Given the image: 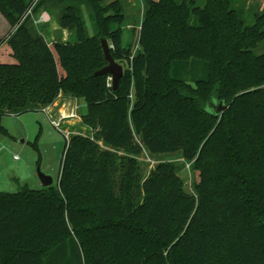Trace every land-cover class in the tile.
I'll return each instance as SVG.
<instances>
[{
    "label": "trees",
    "instance_id": "1",
    "mask_svg": "<svg viewBox=\"0 0 264 264\" xmlns=\"http://www.w3.org/2000/svg\"><path fill=\"white\" fill-rule=\"evenodd\" d=\"M34 2L0 0L17 62L0 63V118L63 93L87 103L92 135L70 138L53 186L0 192V264H264V12L249 26L232 0H142L125 40L122 0ZM43 5L75 39L29 27ZM102 39L127 66L116 91L95 75ZM144 149L192 163L195 195L173 162L144 178Z\"/></svg>",
    "mask_w": 264,
    "mask_h": 264
},
{
    "label": "rangeland",
    "instance_id": "2",
    "mask_svg": "<svg viewBox=\"0 0 264 264\" xmlns=\"http://www.w3.org/2000/svg\"><path fill=\"white\" fill-rule=\"evenodd\" d=\"M199 6L204 5V0H197ZM233 7L241 12L242 17L247 25H254V17L257 14L264 12V0H232ZM125 11L127 13V28L125 30V40L129 39L133 30H137L139 37V31L141 30V24L144 15V5L142 0H122ZM38 3L35 0L34 6ZM34 8V7H33ZM81 12H83L86 28L90 36L96 34V30L93 26V20L91 12L86 5H82ZM62 9L60 7H52L51 5H43L36 12H31V17L28 25L32 29L43 32L40 28L39 18L40 13H48L51 15L50 19L46 21L48 27L56 22L59 24ZM6 20V19H5ZM0 39L6 41L9 36L14 32L10 27L8 30L5 28L10 26L7 21V25L3 20H0ZM60 26V25H59ZM10 32V33H9ZM43 33H47L46 31ZM67 39H75L72 31L67 30ZM62 40L63 38L57 39ZM7 42V41H6ZM110 46L113 47L112 43ZM139 49L137 44L133 54ZM254 54L264 53V39L257 44V47L253 50ZM0 62L4 63H17L12 56V49L8 44H4L0 49ZM123 65L124 72L127 68ZM109 84H112V80H109ZM59 96L68 100L67 95L61 93ZM131 100L135 98V90L132 87ZM77 103L80 106L85 107L83 113L79 111L80 119H71L68 123H65L64 130L70 138L74 135H92V129L87 125L85 126L82 121V116L88 110L87 103L84 99H77ZM68 102V101H67ZM42 107L38 106L37 109ZM29 110L22 115L10 114L0 118V191L9 193L17 192L20 187L27 184L30 188L40 190L42 186L39 179V171L50 176L54 180V184L57 183L60 174L61 162L63 159V152L66 144L69 143L65 140L62 133H60L55 126H53L48 117L41 110ZM103 147H105L102 144ZM137 159L143 169V176L147 178L150 172L155 169L154 167L162 162H173L180 168L179 176L183 179L186 190L195 195L196 185L198 182V172L194 170L193 164L186 161L181 154H168L166 156H152L145 149Z\"/></svg>",
    "mask_w": 264,
    "mask_h": 264
},
{
    "label": "water",
    "instance_id": "3",
    "mask_svg": "<svg viewBox=\"0 0 264 264\" xmlns=\"http://www.w3.org/2000/svg\"><path fill=\"white\" fill-rule=\"evenodd\" d=\"M103 45L104 57L108 62V65L102 68L100 71L96 72L95 75H106L109 76L112 80V87L113 90L116 91L118 88L120 80L124 76V69L121 64H119L116 59H113L110 43L106 39H102L101 41ZM228 109V106L223 105L222 103L219 104L217 108V113H223ZM39 179L41 180L42 186L44 188L51 187L54 185V180L52 177L46 175L45 173L39 171Z\"/></svg>",
    "mask_w": 264,
    "mask_h": 264
},
{
    "label": "built area",
    "instance_id": "4",
    "mask_svg": "<svg viewBox=\"0 0 264 264\" xmlns=\"http://www.w3.org/2000/svg\"><path fill=\"white\" fill-rule=\"evenodd\" d=\"M31 12L32 10H30L28 14L30 15ZM53 108L56 109V112ZM80 108L81 107H79V105L76 103L60 102L42 107L40 110L46 114L50 123L55 126L56 129L63 134L65 140L69 142V135L65 132L64 125L71 119H80Z\"/></svg>",
    "mask_w": 264,
    "mask_h": 264
},
{
    "label": "crops",
    "instance_id": "5",
    "mask_svg": "<svg viewBox=\"0 0 264 264\" xmlns=\"http://www.w3.org/2000/svg\"><path fill=\"white\" fill-rule=\"evenodd\" d=\"M40 14H41V17L42 18L41 19L39 18L38 21H39L41 30H43V32H45V31L47 32L46 34L42 32V34L45 36L48 44L51 45L53 42L57 41V39H60V38H63V41H67V38H68V36H66L67 30L61 29V27L59 26V24L56 23V22L52 23L51 24V27H48V24H45V23H46V21H48L50 19L51 15H49L48 13H44V12L43 13H40ZM3 19H4V22L7 25L8 23H7V20H5V17L2 16V15H0V20H3ZM0 23H1V21H0ZM9 27L12 30L11 26H9V25H8L7 28H5V30H8ZM4 44H8V43L6 41H4V43L0 47L2 48V46ZM13 64H15V63H13ZM67 101L78 104L77 103L78 102L77 99L69 98L68 100H65V98H63L62 96H59L54 103L67 102ZM80 107H81L80 110L83 113V111L85 110V107H83V106H80ZM54 110L56 112V109H54ZM74 121H76V120H74ZM0 192H3V191H0Z\"/></svg>",
    "mask_w": 264,
    "mask_h": 264
},
{
    "label": "bare ground",
    "instance_id": "6",
    "mask_svg": "<svg viewBox=\"0 0 264 264\" xmlns=\"http://www.w3.org/2000/svg\"><path fill=\"white\" fill-rule=\"evenodd\" d=\"M76 120V119H75ZM74 121V120H73Z\"/></svg>",
    "mask_w": 264,
    "mask_h": 264
}]
</instances>
